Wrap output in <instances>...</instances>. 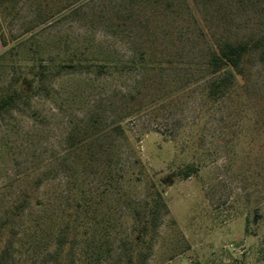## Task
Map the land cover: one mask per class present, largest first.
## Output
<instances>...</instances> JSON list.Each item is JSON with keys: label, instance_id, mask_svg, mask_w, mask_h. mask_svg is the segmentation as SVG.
<instances>
[{"label": "rangeland", "instance_id": "374dc122", "mask_svg": "<svg viewBox=\"0 0 264 264\" xmlns=\"http://www.w3.org/2000/svg\"><path fill=\"white\" fill-rule=\"evenodd\" d=\"M0 1V98L37 79L0 112L2 264L20 261L17 199L40 178L37 196L101 195L123 229L161 192L147 264H264V67L251 57L225 97L207 93L212 44L263 34L264 0ZM92 117L105 129L94 145L104 168L85 172L68 142ZM109 176L129 201L108 193Z\"/></svg>", "mask_w": 264, "mask_h": 264}, {"label": "trees", "instance_id": "16d2710c", "mask_svg": "<svg viewBox=\"0 0 264 264\" xmlns=\"http://www.w3.org/2000/svg\"><path fill=\"white\" fill-rule=\"evenodd\" d=\"M194 2L206 9L213 8L217 3L221 5V0ZM1 3L2 1L0 8ZM215 11L222 16L225 14L220 6ZM0 39L5 47L1 27ZM212 45L213 50L208 60L211 76L207 84L209 97H225L236 84L237 77L246 76L247 59L255 57L264 67V33L243 40H217ZM83 64L79 61L62 66L76 69ZM134 64L143 66L144 62L137 61ZM43 69L38 72L39 81H43L46 75ZM36 80V77L30 81L24 78L20 89L1 97L0 112L24 99L33 90ZM104 132L102 123L95 117L89 123L72 129L68 148L73 154L75 168L81 167L85 172L104 168L99 163L100 153L94 152V145ZM196 171L195 167L189 166L186 175L189 177ZM113 178L110 177L113 190L108 193L117 196L119 200L129 201L120 184L114 182ZM42 183L43 179H38L30 187L32 192L21 191L17 199V231L22 229L20 236L17 233V256L20 260L17 264H147L160 227V217L167 208L161 192L153 193L145 206L135 207L131 227L123 229L110 203L108 207H104L101 195L100 198H95V194L90 192L89 196L92 197H88L84 186L79 191L74 186L75 194L71 197L60 192L59 196L52 199L46 191L37 196ZM33 199H36L38 206L35 212L30 211ZM68 245L70 250L66 251ZM5 253L6 250L1 255L0 264L3 263ZM118 254V260L112 263V257Z\"/></svg>", "mask_w": 264, "mask_h": 264}, {"label": "crops", "instance_id": "0c3cea01", "mask_svg": "<svg viewBox=\"0 0 264 264\" xmlns=\"http://www.w3.org/2000/svg\"><path fill=\"white\" fill-rule=\"evenodd\" d=\"M2 49H3V46H2V43H1V39H0V54L2 52Z\"/></svg>", "mask_w": 264, "mask_h": 264}]
</instances>
